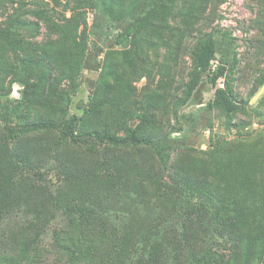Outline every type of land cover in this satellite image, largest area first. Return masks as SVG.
Segmentation results:
<instances>
[{
	"label": "rangeland",
	"instance_id": "374dc122",
	"mask_svg": "<svg viewBox=\"0 0 264 264\" xmlns=\"http://www.w3.org/2000/svg\"><path fill=\"white\" fill-rule=\"evenodd\" d=\"M65 1L0 0V104L13 106L23 101L22 86L14 83L9 90L16 73L35 81L50 74L44 59L47 54H61L72 63L66 72L68 79L58 82L54 70L48 84L34 81L36 86L26 91L29 101L21 118L8 124L0 118V231L12 235L32 220L31 212H48L51 217L40 243L45 250L42 264H65L51 236L55 228L66 224L68 216L49 200L61 193L65 201L75 203L88 196L81 190L87 192L90 187L98 189L91 204L107 211L111 224L121 227L132 217L137 239L154 226L153 177L158 167L150 150L126 147L101 156L86 147L63 144V129L74 111L87 104L105 80L116 88L95 116L93 127L120 135L132 129L146 136L170 132L175 147L165 180L184 184L203 181L232 199L243 197L250 204L246 208L248 221L258 225L264 218V102L259 104L264 85L254 95L251 91L264 73V0H207L197 7L189 26L171 20L162 38L152 45L146 42L147 47L142 46L138 54L120 37L136 14L146 11L148 0H87V6L81 8L84 18H78L87 22L85 51L68 35L70 31L59 30V26L74 24L69 21L73 12L65 10ZM77 17L74 13V22ZM211 38L222 43L218 57L224 51L233 65L229 73L239 109L232 117L218 109L199 110L215 93V88L203 82L177 114L195 51ZM167 41L172 43L170 48ZM223 85L224 77L218 82ZM182 113L191 120L180 119ZM30 119L52 126L19 131L15 139L4 132L6 125ZM103 181L118 189L119 195L102 198ZM181 194V190L170 194L174 196L170 207L175 202L178 209L180 199L176 196ZM176 210L178 216L168 214L170 221L178 222L183 216Z\"/></svg>",
	"mask_w": 264,
	"mask_h": 264
},
{
	"label": "trees",
	"instance_id": "16d2710c",
	"mask_svg": "<svg viewBox=\"0 0 264 264\" xmlns=\"http://www.w3.org/2000/svg\"><path fill=\"white\" fill-rule=\"evenodd\" d=\"M206 1L148 0L149 6L146 11L136 14L133 24L120 37V41L129 42L130 49L135 54L141 53L142 46L147 47L146 42L152 45L154 40L162 38L171 20L175 22L182 20L189 26L188 22L198 11L197 7L205 4ZM86 2L87 0H66L64 7L65 10L73 12L69 21L74 24L72 27L59 26L62 33L70 31L68 35L73 36L75 44L80 46L82 51H85L84 36H87V22L86 18L83 22H80L78 18H84L81 8L87 6ZM57 4L61 3L57 1ZM74 13L75 16L78 15L76 22H74ZM81 24L84 26L79 34ZM221 44L218 39L211 38L200 43L196 49L194 67L177 106V114L192 99L203 82L215 88V93L204 106L199 107V110L218 109L229 117L237 113L239 96L229 73L233 65L224 51H222L223 55L218 57V52L222 50ZM165 45L170 48L172 43L167 41ZM44 59L47 61L46 65L50 74L44 73L42 81L38 78V81H35L32 77L26 79L16 73V77L9 83V90L14 83L23 87V97L20 99L23 101H18L13 106L0 104V118L5 123L21 118L22 109L29 101V93L26 91L36 86L34 81L37 84L41 82L43 85L48 84L54 70L58 72L56 77L58 82L69 78L66 72L71 68L72 63L68 62L65 56L47 54ZM61 60L64 61L61 62ZM223 77L224 85L218 86L219 79ZM52 84H55L54 80ZM263 85L264 73L257 79L251 95H254ZM115 88V84L105 80L104 84L93 92L87 104L78 106L71 117L70 124L63 129V144L65 147H86L101 156L106 151L126 147L140 149L144 147L150 150L152 161L158 167L153 177L156 182L153 194L156 198L154 226L138 235L139 239H137L130 222L132 217H127L120 227L110 223L107 211H100L93 203L91 204L96 196L94 192L98 190L97 188L90 187L87 192L81 190V194H88V196L81 197L75 203L65 201L59 193L48 200L56 204V207L63 209L68 217L64 226L52 231L51 239L55 250L65 257V264H115L118 262H124V264L127 262L128 264H264V218L258 225L248 221L250 215L246 208L250 204L247 199L243 197L232 199L231 196L214 189L218 188L216 185H209L203 181H195L193 184L182 182V184L175 180L172 182L165 180L170 170L175 147L170 132L167 136H146L132 129L126 135H120L107 129L97 130L93 127L95 116L103 109V105ZM263 102L264 96L259 104ZM188 116L187 113H182L179 118L190 121ZM20 123L18 122L15 126L6 125L4 127L6 135L15 139L19 131L31 132L52 126L31 119L29 122ZM110 182H112L111 179ZM104 184L105 181L100 184V192L103 193L99 195L102 198L108 199V197L119 195L118 189L111 187V183L107 182L105 186ZM210 186H212L211 189L207 188ZM177 190H181L182 193L181 196H176L180 199L178 209L174 205L175 202L173 208L169 206V202L173 201L174 197L170 194ZM176 209L183 216L178 217V222L173 218L170 221L168 214L178 216ZM31 214H33L32 220L27 225L19 227L12 235L0 231V264H42L41 257L45 254V250L40 243L46 231V221L50 220L51 215L42 210H36ZM6 241L8 244L5 246Z\"/></svg>",
	"mask_w": 264,
	"mask_h": 264
},
{
	"label": "bare ground",
	"instance_id": "6f19581e",
	"mask_svg": "<svg viewBox=\"0 0 264 264\" xmlns=\"http://www.w3.org/2000/svg\"><path fill=\"white\" fill-rule=\"evenodd\" d=\"M258 95H259V93H257V94L255 95V98H256Z\"/></svg>",
	"mask_w": 264,
	"mask_h": 264
}]
</instances>
